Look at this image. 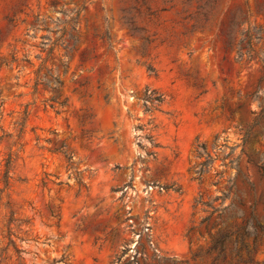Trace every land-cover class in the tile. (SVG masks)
Here are the masks:
<instances>
[{
    "label": "rangeland",
    "instance_id": "374dc122",
    "mask_svg": "<svg viewBox=\"0 0 264 264\" xmlns=\"http://www.w3.org/2000/svg\"><path fill=\"white\" fill-rule=\"evenodd\" d=\"M75 12L74 50L59 46L47 61L60 91L34 93L44 42L68 39L63 22ZM262 59L264 0H0V135H15L28 114L0 191V248L12 218L28 264H127L155 250L192 263L213 221L200 225L197 200L226 191V203L240 198L247 212L242 174L262 219L264 179L240 155L264 103ZM251 136L246 152L258 161L264 120ZM11 141L0 143V175ZM200 143L212 156L201 175ZM59 149L73 153L76 170Z\"/></svg>",
    "mask_w": 264,
    "mask_h": 264
},
{
    "label": "trees",
    "instance_id": "16d2710c",
    "mask_svg": "<svg viewBox=\"0 0 264 264\" xmlns=\"http://www.w3.org/2000/svg\"><path fill=\"white\" fill-rule=\"evenodd\" d=\"M141 5H144L146 0H138ZM78 12H75V17L70 18L68 21H64V31L69 27L68 39H62L59 36L54 41L50 39L47 42H44L45 49H42V52H45V57L37 59L40 60L39 65L34 69V84L33 89L34 93L37 91L39 86L49 88L52 91L59 92L63 82L59 78L58 73L49 68L47 65L48 58L53 55L54 51L61 46L66 53L74 50L76 43L78 42L76 36L73 32H76V17ZM72 42V43H71ZM31 67H34V63L29 60H25ZM262 61L263 71H264V59ZM64 66V65H63ZM45 71V72H43ZM64 72H66V66H64ZM264 77V75H263ZM60 95H58V98ZM254 97H251L253 100ZM56 98L50 97L47 101L55 102ZM66 98L58 102L59 106L66 105ZM1 107V105H0ZM52 108L53 106L50 105ZM27 112L24 113L22 121L18 123L19 128L17 133L14 135L12 133H4L0 135V143L4 139H11L9 143L10 151L6 157L2 160L1 164V175H0V184L2 188L0 191L8 189L11 183V171L13 169L14 154L11 150L13 146L21 145V140L25 134L26 121H27ZM2 119V112L0 111V120ZM264 120V103L260 105L259 111L254 112V117L248 126L244 129L241 136V154L246 157V163L253 165L256 169V172L259 174L260 179H264V165L261 163L263 158L256 161L253 159L251 154L246 152V147L251 146L253 142L257 139L251 136L252 129L256 126H259L260 122ZM221 144L218 143L217 139L214 140L212 148L215 150L221 149ZM197 154L199 157H203L206 154L205 160L200 163V170L198 174L201 175L204 171V167L211 164L212 156L210 153H207V146L205 143H200L197 145ZM67 162V168L76 170L73 159V153L66 151L64 149H59ZM239 157L236 159V175L241 174L239 169ZM235 175V176H236ZM234 176L233 179L236 177ZM243 185L250 194V203L248 206V211L246 212L243 208L245 207L244 201L238 198L235 201L231 200L230 203H226V200L229 198V195L226 191L222 192V195H216L211 201H203L202 197L197 200V204H201L205 207L204 211L206 215L203 216L200 220V225H204L205 228L209 227L210 221L213 218L212 224L210 225V241L208 245L197 250L192 254V263L187 260L178 261L173 257H167L161 255L157 250L154 251L151 258L143 257L141 261L136 260L128 262L127 264H196L197 259L206 260L204 264H264V257H257L259 254L264 255V217L259 219L255 214L256 208V197H255V187L253 182L250 179V175H243ZM200 179V178H199ZM264 204V202H263ZM241 219V222L238 223L237 220ZM13 219L9 218L7 222V239L8 242L5 246L0 248V264H28L24 256L27 253L24 249L20 248L16 243V240L12 238L13 232L10 228V224ZM20 241H28L27 237H18ZM60 261V260H58ZM53 262H57L53 260Z\"/></svg>",
    "mask_w": 264,
    "mask_h": 264
}]
</instances>
